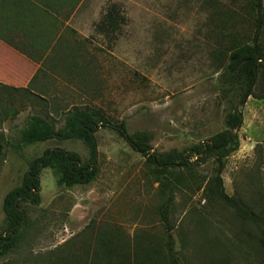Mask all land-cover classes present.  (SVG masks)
I'll return each mask as SVG.
<instances>
[{
    "label": "rangeland",
    "instance_id": "obj_1",
    "mask_svg": "<svg viewBox=\"0 0 264 264\" xmlns=\"http://www.w3.org/2000/svg\"><path fill=\"white\" fill-rule=\"evenodd\" d=\"M93 2L87 25L102 20L113 5L125 22L109 40L96 27L92 33L83 31L87 37L78 44L86 49L66 55L69 61L61 64L52 61L58 55L49 56L38 71L44 78L37 85H26L30 74L22 70L19 55L0 54V233L5 229V197L22 184L29 162L54 148L88 157L80 141L54 139L21 150V132L30 116L46 118L58 131L73 109L99 110L112 123H125L131 135L149 136L153 153L165 155L225 131L231 99L243 124L237 131L240 148L226 159L224 189L264 223V100L250 97L238 104L213 59L219 42H227L235 31L253 38L250 1ZM72 40L77 46V39ZM259 41L264 49V29ZM12 87L29 89L42 100L12 93ZM97 139V179L86 186L59 187L53 171L43 170L41 204H23L27 221L18 247L0 264H52L67 246L80 257L87 245L93 249L101 232L111 229L122 232L132 247L151 242L167 251L160 208L168 195L155 181L153 166L114 131L101 130ZM193 163L190 171L175 172L180 183H171L174 200L168 219L180 263L264 264L257 227L206 193L217 172L214 159L194 158Z\"/></svg>",
    "mask_w": 264,
    "mask_h": 264
},
{
    "label": "trees",
    "instance_id": "obj_2",
    "mask_svg": "<svg viewBox=\"0 0 264 264\" xmlns=\"http://www.w3.org/2000/svg\"><path fill=\"white\" fill-rule=\"evenodd\" d=\"M249 1L248 13L256 22L253 38L248 40L250 37L240 36V33L235 31L228 35L227 42L220 41V47L213 53L216 68L222 74L223 86L229 89L241 105H244L250 97L264 100V49L259 41L264 29V4L263 0ZM124 22L121 10L113 5L106 9V14L96 25V30L109 40ZM9 90L12 93L40 99L29 89L12 87ZM242 124V113L231 99L225 131L215 135L210 141L195 145L183 152L159 155L153 153L149 136L131 135L125 123L114 124L99 110L73 109L58 131L46 118L39 115L30 116L21 132L19 144L21 150L54 139L80 141L86 147L88 157L83 159L76 152L54 148L47 149L41 156L29 162L22 184L10 191L4 200L5 229L0 233V261L10 256L18 247L22 229L27 221L23 204L32 206L41 204L43 170L53 171L59 187L86 186L97 179L100 172L97 135L101 130L106 129L116 132L134 151L146 158L147 164L154 168L153 176L160 190L168 195L165 206L160 208V216L168 233L167 251L163 252L160 246L151 242L147 245L139 243L132 247L122 232L111 229L101 232L96 237L92 250L91 246L87 245L86 250L81 251L82 255L77 257L73 253L74 249L67 246L62 254L56 255L59 257L52 264H181L171 236L174 226L168 219V208L174 200L171 183L172 180L180 183L175 172L190 171L194 158L202 162L209 157L214 159L217 172L208 183L206 193H211L217 201L233 209L242 221L255 225L259 231L260 248L264 251V223L261 218L242 206L235 198L229 197L224 189L222 174L226 159L240 148L237 131ZM88 257H91V261H88Z\"/></svg>",
    "mask_w": 264,
    "mask_h": 264
},
{
    "label": "crops",
    "instance_id": "obj_3",
    "mask_svg": "<svg viewBox=\"0 0 264 264\" xmlns=\"http://www.w3.org/2000/svg\"><path fill=\"white\" fill-rule=\"evenodd\" d=\"M88 3L89 0H0V54L21 57L22 70L26 76L30 74L27 86L37 85L44 78L38 71L49 56L58 55L52 61L61 64L66 55L86 49L83 43L78 44L80 37H87L83 31L92 33L101 20L95 18L87 25L94 6L93 0ZM73 38L77 46H73Z\"/></svg>",
    "mask_w": 264,
    "mask_h": 264
}]
</instances>
